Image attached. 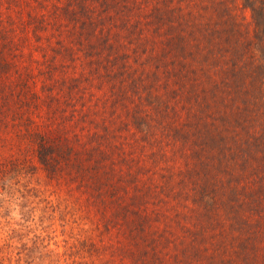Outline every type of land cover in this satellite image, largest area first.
<instances>
[{
	"label": "rangeland",
	"instance_id": "rangeland-1",
	"mask_svg": "<svg viewBox=\"0 0 264 264\" xmlns=\"http://www.w3.org/2000/svg\"><path fill=\"white\" fill-rule=\"evenodd\" d=\"M227 4L233 20L248 23L241 0ZM211 6L0 0V162L30 170L59 203L52 221L58 252L55 219L63 214L67 233L90 242L82 253L95 264H232L230 221L219 213L205 218L193 202L182 175L191 145L171 133L200 112L184 97L186 76L165 71L182 58L171 53L174 36L188 40L187 51L194 43L205 50L193 27L207 28ZM40 138L64 155L55 154L53 173L36 159Z\"/></svg>",
	"mask_w": 264,
	"mask_h": 264
},
{
	"label": "trees",
	"instance_id": "trees-1",
	"mask_svg": "<svg viewBox=\"0 0 264 264\" xmlns=\"http://www.w3.org/2000/svg\"><path fill=\"white\" fill-rule=\"evenodd\" d=\"M227 1L211 0L207 28L193 27L199 33L195 42L202 41L204 51L196 43L194 51H187L190 43L181 35L170 41L171 53L182 58L171 59L170 66L175 61L177 68L165 71L186 76L184 97L200 112L182 123L184 129L174 126L171 133L191 145L190 167L182 175L193 189V202L205 218L219 213L230 221L232 264H264V0H241L249 11L248 25L231 18ZM57 151L54 142L38 140L36 159L49 173L58 166ZM16 165L0 162V264H95L82 253L90 242L65 230L67 215L55 219L62 225V250H56L52 221L60 205L31 180L30 170Z\"/></svg>",
	"mask_w": 264,
	"mask_h": 264
}]
</instances>
